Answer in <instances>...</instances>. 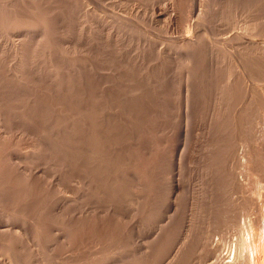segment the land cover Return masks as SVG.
<instances>
[{"label": "rangeland", "instance_id": "rangeland-1", "mask_svg": "<svg viewBox=\"0 0 264 264\" xmlns=\"http://www.w3.org/2000/svg\"><path fill=\"white\" fill-rule=\"evenodd\" d=\"M183 1L174 10L172 0H0V146L6 147L0 151V264H163L184 224H192L195 232L204 231L210 206H229L235 194L240 203L235 196L223 213V207L215 209L222 210L220 222H235L220 223L229 241L237 238L244 213L251 211L247 203L256 198L252 189L246 191L249 179L259 180L264 198V124L257 127V118L249 116L244 119L246 128L240 124V133L233 135L229 128L219 134L226 124L217 117L222 114L214 109V99L224 83L225 68L212 65L211 50L219 48L221 37L236 30L239 20L214 21L210 3L209 13L199 20L213 19L211 31L199 33L196 60L200 64L189 67L184 56L170 49L198 20L199 7ZM263 4L251 13L254 19L260 16L256 18L262 39ZM114 11L129 20L117 26ZM9 14L20 19L13 22ZM40 22L52 32L47 35L52 41H44L43 48L35 46L42 39ZM16 41L24 44L20 54L12 50ZM256 96L252 103H264ZM256 128L262 149L256 157V176H251L234 138L242 133L252 136ZM84 136L97 138L91 150L79 144ZM222 136L229 145L219 156L225 160L217 157L218 167L209 159ZM252 140L250 148L255 146ZM217 167L224 171L223 177ZM216 179H222L221 185L213 184L219 192L212 194L209 189ZM241 189L247 193L241 195ZM7 207L15 211L9 223L1 218ZM31 216H36L33 221L41 219L36 223H41L40 228H33L38 233L30 229ZM116 250L119 253L113 255ZM204 255L191 264H204Z\"/></svg>", "mask_w": 264, "mask_h": 264}, {"label": "bare ground", "instance_id": "bare-ground-1", "mask_svg": "<svg viewBox=\"0 0 264 264\" xmlns=\"http://www.w3.org/2000/svg\"><path fill=\"white\" fill-rule=\"evenodd\" d=\"M8 1V0H7ZM4 2V1H3ZM10 2V1H9ZM181 2H184L183 0H172V7L173 9L175 10V8L177 7L178 4H180ZM190 2V1H189ZM188 2V3H189ZM191 5H192V8L194 7L195 9V6H198L199 7V16H198V20L196 19L194 21V24H186L185 26L188 25V30H187V34H183L184 36H182V40L178 43H174L173 40V44L174 47L170 48L172 49L175 53H177V55H181V56H184L183 59H186V63H189V67H194L196 66L197 64L199 65L200 63H198L199 60H196L198 58H196V46L198 45L199 43V37H200V34L201 31H205L208 29V31L210 30V25L213 23L211 21H213V19L209 22L206 21L204 22L201 18V20H199V17H201L200 15L203 16L204 12L206 13L207 11V14L209 13V4L210 3H213V16L216 17L214 19V21H218V19L220 21H227V20H230L232 18L234 19H238L239 22L238 24H236L234 26V28L236 29L235 31L229 33L227 35L226 33V36L224 37H221L218 41V45H219V48L217 47L216 50L214 48V50H211L212 51V57L214 56L213 58V61H212V65L216 67H219V66H224L225 68V71H224V75L223 77L225 78L223 81H222V85H219L221 87L218 88V93H212L215 97V103L216 104L214 107V109L218 112H220L219 114H222V115H217V112H213V113H216L217 117L218 118H221L222 120H224L223 123H225L226 125L224 126V128H222L221 124H219V127L218 128H222L221 131L219 132V134H225V133H228L231 129H232V132H233V135L234 133H237L239 132V128H240V124L243 128H246L247 126V122L244 120L245 118L249 117V116H254L257 118V121H256V126L257 127H260L262 124H264V103L262 101L258 102V103H255V101H253V103L251 102L252 99L251 97L253 98V96H260V98L263 100L264 98V38L262 39L263 35L262 33L260 32V25H259V22H258V18H256V16L258 17L259 15H256L254 16L255 14L253 13L252 16L255 17L252 18L251 17V13L252 12H255V11H258V8L260 4L264 3V0H191ZM5 3V2H4ZM14 3V1H13ZM122 3V2H121ZM1 4V3H0ZM8 4V3H7ZM12 4V3H11ZM185 4V3H184ZM190 4V3H189ZM6 5V3L4 4ZM188 5V4H187ZM212 5V4H211ZM264 5V4H263ZM9 6V5H8ZM12 6H14L12 4ZM17 6V5H16ZM261 6V5H260ZM3 7V6H1ZM7 7V5H6ZM5 7V8H6ZM181 7V6H179ZM178 7V8H179ZM10 8V7H9ZM13 8V7H12ZM18 8V7H17ZM16 8V9H17ZM120 8V7H118ZM117 8V10H118ZM191 8V9H192ZM212 9V7H210ZM3 9V8H1ZM33 9V8H32ZM121 9V8H120ZM193 9V11H194ZM210 9V11H212ZM263 9H264V6H263ZM13 10V9H12ZM18 10V9H17ZM113 11V10H112ZM262 13H264V10H261ZM2 12V11H1ZM8 12H9V9H8ZM17 12V11H16ZM108 12V11H107ZM260 12V11H259ZM4 13V12H3ZM11 13V12H10ZM19 13V12H18ZM36 13V12H35ZM197 13V12H195ZM211 13V12H210ZM262 13L260 14L261 17H262ZM21 14V13H20ZM114 14V18H115V22L117 24V26H121L123 23H125L126 19L129 20V16L127 17V15L125 16V14L123 15L121 13V11H114L113 12ZM131 14V13H130ZM10 15V14H9ZM8 15V17H9ZM3 16V15H1ZM11 18L13 19V22L15 21V19H20L18 17L15 16V14H12L10 15ZM18 16V15H17ZM21 16V15H20ZM38 16V14H37ZM36 16V17H37ZM40 16V15H39ZM4 17V16H3ZM7 17V18H8ZM26 17V15H25ZM30 17V16H29ZM197 17V16H196ZM204 17V16H203ZM211 15H209V17L207 18H210ZM229 17H231L229 19ZM22 18V17H21ZM40 18H42L40 16ZM260 18V16H259ZM23 19H25L23 17ZM112 19V18H111ZM134 19V18H132ZM10 20V19H9ZM37 20V19H36ZM42 20H44V18H42ZM264 20V18H263ZM262 20V21H263ZM1 21V20H0ZM8 21V20H7ZM21 21V20H20ZM34 21V20H33ZM45 21V20H44ZM131 21V20H130ZM262 21H260V24L262 23ZM5 22L3 20V23H4V27H5ZM23 22V21H22ZM31 22V21H30ZM39 23V21H37ZM133 22V21H132ZM131 22V23H132ZM190 22V21H189ZM2 23V22H1ZM7 23V22H6ZM12 23V22H10ZM42 24V22H40ZM45 23V22H44ZM43 23V24H44ZM135 23V22H134ZM216 23V22H215ZM228 23V22H227ZM19 24V23H18ZM33 24V23H32ZM39 24V25H41ZM42 24V32H40V36L42 37V39H39L37 40L36 42V47H42L44 45V41L48 40V36L50 33V30L47 29V26L43 25ZM137 24V23H136ZM134 24V25H136ZM263 24H264V21H263ZM262 24V25H263ZM10 24H8L9 26ZM35 25H36V22H35ZM38 25V24H37ZM36 25V26H37ZM47 25V23H46ZM131 25V24H130ZM129 25V26H130ZM231 25V24H230ZM6 26V27H8ZM11 26V25H10ZM15 26V25H14ZM13 26V27H14ZM24 26V25H23ZM124 26H126L124 24ZM16 27V26H15ZM22 27V26H21ZM40 27V26H39ZM213 27V26H211ZM124 28V27H123ZM135 28V27H134ZM186 28V27H185ZM231 28V27H230ZM262 28V27H261ZM131 29V28H130ZM152 29V28H151ZM183 29V28H182ZM12 29H10V32H11ZM27 30V29H26ZM40 30V29H39ZM118 30V29H117ZM129 30V29H128ZM134 30V29H133ZM7 31V29L5 30ZM9 31V30H8ZM184 31V30H183ZM206 32L207 34H209V32ZM262 31V29H261ZM37 32V30H36ZM39 32V31H38ZM123 32V31H122ZM264 32V31H263ZM183 33V32H182ZM118 34V33H116ZM39 35V34H38ZM119 35H121V33H119ZM123 35V34H122ZM121 35V36H122ZM21 36V35H20ZM30 37H32L31 35H29ZM37 36V34H36ZM52 36V35H51ZM150 36V35H149ZM179 36V35H178ZM174 37V36H173ZM171 37L172 39H176V38H173ZM212 38H214V36H210ZM220 37V36H219ZM117 38V37H116ZM121 38V37H120ZM180 38V37H179ZM177 38V39H179ZM16 39V38H15ZM30 39V38H29ZM38 39V38H37ZM51 40V37L49 38ZM149 39V38H148ZM216 39V38H215ZM218 39V38H217ZM146 40V39H145ZM15 41V40H14ZM13 41V42H14ZM52 41V40H51ZM149 41V40H148ZM147 41V42H148ZM157 41V40H156ZM164 41V40H163ZM170 41V39L168 40ZM211 41H213V39H211ZM17 42V41H16ZM19 42V41H18ZM17 42V43H18ZM22 42V41H21ZM118 42V41H117ZM151 42V41H150ZM167 42V41H166ZM214 42V41H213ZM212 42V43H213ZM17 43H13L12 45V50L14 48L15 50V53H18L20 54L24 48V44H20V42L17 44ZM142 43V42H141ZM164 43V42H163ZM30 44V43H29ZM158 44V43H157ZM161 44V43H160ZM216 44V43H215ZM147 45V44H146ZM149 45V43H148ZM155 45V44H154ZM159 45V44H158ZM168 45V44H167ZM166 44L164 46H167ZM45 46V45H44ZM43 46V47H44ZM151 46V45H150ZM200 46V45H199ZM203 46V45H202ZM213 46V45H212ZM26 47V46H25ZM35 47V48H36ZM42 47V48H43ZM49 47V46H48ZM30 48V47H29ZM203 48V47H202ZM145 49V48H144ZM142 49V50H144ZM147 49V48H146ZM162 49V47H161ZM159 49V50H161ZM164 49V47H163ZM166 49V48H165ZM205 49V48H204ZM210 49V48H209ZM198 50V49H197ZM202 50V49H201ZM163 51V50H162ZM166 51V50H165ZM182 51V52H181ZM203 51V50H202ZM205 51V50H204ZM199 52V51H198ZM210 52V51H209ZM144 53V52H143ZM205 53V52H204ZM162 54V53H161ZM164 54V53H163ZM167 54V53H166ZM202 54V53H201ZM224 54V55H223ZM139 56V55H138ZM137 56V57H138ZM206 56V55H205ZM230 56V57H228ZM136 57V58H137ZM186 57V58H185ZM210 58V57H209ZM17 59V58H16ZM139 59V58H138ZM20 60V58H19ZM207 60V59H206ZM211 60V59H210ZM14 61V60H13ZM17 61V60H16ZM135 61V60H134ZM203 61V60H202ZM136 63V62H135ZM134 63V64H135ZM185 63V64H186ZM202 63V62H201ZM208 63V61H207ZM210 63V62H209ZM18 64V63H17ZM137 64H138V61H137ZM16 65V64H15ZM187 67H188V64H186ZM202 65V64H201ZM19 66V65H18ZM68 66V65H67ZM204 66V65H203ZM201 68V67H200ZM211 68H214V67H211ZM211 68H209L211 70ZM82 69V68H81ZM192 69V68H190ZM196 69V68H195ZM198 69V68H197ZM196 69V70H197ZM202 69V68H201ZM217 69V68H216ZM188 70V69H187ZM194 70V68H193ZM217 70H222L221 69H217ZM224 70V69H223ZM151 71V70H150ZM213 71V69H212ZM223 72V71H222ZM217 73V72H215ZM213 74V73H212ZM219 74V73H218ZM222 74V73H221ZM219 74V75H221ZM64 75V74H62ZM215 75V74H214ZM211 76V75H210ZM213 76V75H212ZM62 77V76H61ZM83 77V76H82ZM59 78V77H58ZM63 78V77H62ZM57 79V78H56ZM223 79V78H222ZM58 80V79H57ZM84 80V79H83ZM85 82V81H84ZM218 82H219V78H218ZM217 82V83H218ZM219 84V83H218ZM217 86V84H215ZM189 88V87H188ZM217 88V87H216ZM189 91V90H188ZM214 91H216V89H214ZM244 93V94H242ZM242 96L243 95V98L242 100L240 101L239 104L236 103V98H239L238 96ZM240 96V97H241ZM257 97V96H256ZM213 98V97H211ZM251 99V101H250ZM212 100V99H211ZM253 100H255L253 98ZM259 100V99H258ZM239 101V100H237ZM252 103V104H247V103ZM213 104V102H212ZM249 106H247V105ZM213 106V105H212ZM212 108V107H211ZM242 118L241 122L239 121L240 119ZM212 120H213V116L211 117ZM253 118V117H252ZM217 119V118H216ZM219 119V120H221ZM230 119V121H229ZM247 120V119H246ZM215 121V120H214ZM213 121V122H214ZM218 121V120H217ZM216 121V122H217ZM248 121V120H247ZM252 121V120H251ZM214 122V123H216ZM219 122V121H218ZM249 122V121H248ZM1 123V122H0ZM213 123V124H214ZM250 123V122H249ZM248 123V124H249ZM250 125V124H249ZM216 126H218L216 124ZM228 126V127H227ZM1 127V126H0ZM214 127V126H213ZM217 128V127H215ZM215 128H213V130H215ZM231 128V129H229ZM243 128H241V130H243ZM249 128V127H248ZM257 128L254 130V134L252 136L250 135H245V133H242V135L239 136L237 135L236 138H234L235 143L236 145H238L237 147L240 148V150H243L240 151L241 153H243V157L244 158H247V160L244 159V161H248L247 164L245 166L248 167L249 169V172L251 173V176H256V172L255 170H257V168L255 169L254 167H256V165H258V163L256 162L257 159L256 157L258 156L257 153L262 149L260 147V143L259 141V137H257ZM213 132V131H212ZM218 132V131H217ZM244 132V131H243ZM252 132V131H251ZM215 133V132H214ZM240 133V132H239ZM217 134V133H216ZM91 135V131H90V134ZM212 135V134H211ZM232 135V136H233ZM212 136H215L214 134ZM93 137V136H92ZM92 137H82V139H80V143L83 147H88L87 149L88 150H91L93 147V145L95 143H97V138L96 137H93V139H89V138H92ZM235 137V136H234ZM214 138H217V135L216 137ZM253 140H252V139ZM213 139V138H212ZM214 140V139H213ZM213 140H211V142H213ZM218 140V138L216 139V141ZM231 140V139H230ZM233 140V138H232ZM231 140V141H232ZM251 140L254 142V145L253 147L250 148V145L248 147V143L250 141L251 143ZM219 141H221V139H219ZM210 142V144H211ZM214 143V142H213ZM216 144L218 142H215ZM214 143V144H215ZM249 143V144H250ZM229 145V142H228V138H224L222 136V142H219L218 143V147H215L216 145H213L212 147L213 148V154H211V159H209V161H212L214 160L215 164L217 165L216 163V159L217 157L218 158H221L219 157L220 155H223V152H227L225 150V148H228ZM233 145V144H232ZM81 146V147H82ZM252 146V145H251ZM89 147L91 149H89ZM223 147H225L223 149ZM8 148V146H7ZM250 148V149H249ZM81 149V148H80ZM84 149V148H83ZM4 150H6V147L4 146H0V151L1 153L4 152ZM86 150V149H85ZM239 150V149H238ZM95 151V150H94ZM201 151V150H200ZM223 151V152H222ZM96 152V151H95ZM224 152V153H225ZM262 152V151H261ZM0 153V154H1ZM263 153V152H262ZM85 154V153H84ZM260 154V153H259ZM226 155V154H225ZM241 155V154H240ZM1 156V155H0ZM264 156V155H263ZM225 157V156H224ZM239 157V156H238ZM97 158V157H95ZM95 161H97V159H95ZM210 158V157H209ZM226 158V157H225ZM242 158V157H241ZM223 159V157H222ZM221 159V160H222ZM243 159V158H242ZM242 159H240V161H242ZM225 160V159H223ZM11 161V160H10ZM219 161V159L217 160ZM261 161V160H260ZM2 162V161H1ZM225 162V161H223ZM243 163V162H242ZM257 163V164H256ZM261 163V162H260ZM212 164V167L214 168V166H216L214 163H211ZM211 164H210V167H211ZM214 165V166H213ZM223 165V164H221ZM243 165V168H245L244 164ZM261 165V164H259ZM2 166V165H1ZM219 167V163L217 165ZM3 167V166H2ZM217 167V168H218ZM224 167V165H223ZM242 167V166H241ZM246 167V168H247ZM258 167V171L259 170V166ZM226 168V167H224ZM224 168L222 170H224ZM240 168V167H239ZM242 168V169H243ZM262 168V167H261ZM260 168V169H261ZM210 171H211V168H209ZM216 170V168H214ZM221 169V168H218V170ZM255 169V170H254ZM226 170V169H225ZM244 170H247V169H244ZM243 170V171H244ZM214 171V170H213ZM221 171V170H219ZM240 173H241V170L239 169ZM212 172V171H211ZM210 172V173H211ZM217 172V170H216ZM214 171V173H216ZM237 172V171H236ZM235 172V173H236ZM247 172V171H246ZM248 172V175H250V173ZM142 173V172H141ZM219 173H222L219 172ZM224 173V171H223ZM223 173L222 175L221 174H218V175H221L223 177ZM243 173V172H242ZM241 173V174H242ZM245 173V172H244ZM255 173V174H253ZM258 173V172H257ZM261 173V172H260ZM212 174V173H211ZM239 173H237L236 175H238ZM240 174V176H241ZM247 173L243 174V175H246ZM215 174H213L214 176ZM217 175V176H218ZM262 175V174H261ZM227 176V175H226ZM250 176V178H251ZM209 177V175L207 176V178ZM212 177V176H211ZM216 177V176H215ZM245 178L247 176H244ZM210 178V177H209ZM208 178V179H209ZM213 178V177H212ZM226 178V177H224ZM237 178H239V176H237ZM255 178V177H254ZM254 178L252 177L253 180H248V185H249V181H251V183L253 184L255 181H254ZM257 178V177H256ZM207 179V180H208ZM218 179H219V176H218ZM223 179V178H222ZM221 180H215L213 183L212 182V185L213 184H217L219 182L222 181ZM229 179V178H228ZM248 179V178H247ZM246 179V181H247ZM243 178L241 179L240 178V181H242ZM210 181H211V178H210ZM210 181L208 180V182L210 183ZM225 181V179H224ZM239 181V182H240ZM245 181V180H244ZM254 181V182H252ZM227 183V179L225 181ZM223 182V184L225 183ZM145 183V182H144ZM208 183V184H209ZM225 183V184H226ZM228 183H229V180H228ZM246 183V184H247ZM251 183L248 187V190L246 189V191H249L251 192V189L253 190L254 194L256 195L252 198H254L251 202H249V204L247 203V206L251 207V211H249L248 209H250V207H246L245 205H243V207L245 206V208H243L244 210H246L247 212L244 213L245 214V217L243 219V224H238V225H241L238 230V236L237 238H235L234 240L232 241H229V238L226 234V229H223L224 227H222V225L220 224L221 222L225 223V219H223V221L220 222V216H221V208L223 207V211L222 213L224 212V207L225 206H221V205H218V206H221V208H219V211L215 208L217 207H214V205H212L213 203V196L215 197V194L212 195V208L210 206L209 209H211L210 212V217H208L207 215H205L206 217L205 218H210L206 223L205 221L207 219L204 218V224L206 225V227L204 226V231H200V232H195L193 230V227H192V224L191 225H188V223L184 224L179 230H178V233L176 235V240H175V245L174 247L172 248V251L170 252V256H169V259L163 264H171L172 261L174 260L176 262V264H191V262H194L196 261V259L199 257V259H201L200 257V254L205 252V258H204V264H264V198L263 200L261 199V196L263 197V194L261 193V189H262V185L260 184L259 180L257 182V179H256V185L255 187L251 186ZM211 184V183H210ZM209 184V185H210ZM224 184V185H225ZM240 184H243L241 186H244L245 183H240ZM218 185V184H217ZM219 185H221V183H219ZM218 185V186H219ZM223 185V186H224ZM227 185H230V184H227ZM172 186V185H171ZM170 186V188H171ZM210 187V186H208ZM208 187H207V190H208ZM227 187V186H226ZM230 187V186H229ZM232 187V185H231ZM235 187V186H234ZM245 187V186H244ZM218 188V187H217ZM223 188V187H222ZM242 188V187H241ZM254 188V189H253ZM4 189V188H3ZM160 189V188H159ZM229 189V188H227ZM226 188L224 189L225 191H228ZM211 191V193L213 194L214 192L212 191H217L216 189H214V185L212 187V190L211 188L209 189ZM223 190V192H224ZM231 190V189H230ZM229 190V191H230ZM234 190V188H233ZM207 192L208 193H210ZM228 191V192H229ZM235 191V190H234ZM241 195L244 194V192H246L244 190L243 192V189H241ZM219 192V190H218ZM222 192V191H221ZM222 192V193H223ZM227 192V194H228ZM232 192V191H230ZM253 192H252V195H253ZM216 193V192H215ZM226 193V192H225ZM233 194H235L234 192H232ZM247 193V192H246ZM238 194V193H237ZM249 194V193H248ZM1 195V194H0ZM217 195V194H216ZM224 195V194H223ZM251 195V193H250ZM251 195V196H252ZM17 196V195H16ZM218 196V195H217ZM222 196V195H221ZM232 196V195H231ZM236 196V194L234 196H232V199ZM239 196V194H238ZM238 196L237 197V201L236 203L239 201L238 200ZM245 196V195H244ZM244 196H242L244 198ZM247 196V195H246ZM249 196V197H251ZM254 196V195H253ZM8 197V196H6ZM208 197H210L208 195ZM229 197V196H227ZM241 197V196H240ZM241 197V198H242ZM4 198V197H3ZM9 198V197H8ZM12 198V197H11ZM10 198V199H11ZM42 198V197H41ZM219 199H222L221 197H218ZM224 198V197H223ZM225 198H226V194H225ZM224 198V199H225ZM240 198V200H242ZM252 198H247L249 200H251ZM7 199V198H6ZM36 199V198H35ZM209 199V198H208ZM216 199V197H215ZM231 199V200H232ZM245 199V198H244ZM8 200V199H7ZM17 200V199H16ZM210 200V201H211ZM223 200V199H222ZM221 200V201H222ZM229 200V206H226L225 208L227 207H230V201ZM5 201V200H3ZM10 201V200H9ZM8 201V203H9ZM40 201V200H39ZM46 201V200H45ZM209 201V200H208ZM210 201L208 203H210ZM216 201V200H214ZM225 201V200H223ZM228 199L226 200V203ZM243 201V200H242ZM247 201V200H245ZM7 202V201H6ZM12 202V201H11ZM43 202V201H42ZM217 202V201H216ZM233 202V201H232ZM41 203V202H40ZM45 203V202H44ZM208 203H206V206L208 205ZM219 203V201L217 202ZM225 203V204H226ZM240 203V201L238 202ZM42 204V203H41ZM9 205V204H7ZM7 205H2V207H6ZM44 205H47L46 203ZM227 205V204H226ZM216 206V205H215ZM239 206V204H238ZM241 206V204H240ZM18 207V206H17ZM20 207V206H19ZM39 207V206H38ZM45 207V206H44ZM8 210H4L3 208V211L1 209V215L3 217L1 218H5V220L9 223V221L7 219H11L14 214L13 212L15 211H11L9 207H7ZM40 208V207H39ZM42 208V206H41ZM46 208V207H45ZM241 208V207H240ZM239 208V209H240ZM44 209V208H43ZM10 210V211H9ZM17 210V209H16ZM40 210V209H39ZM207 210V209H206ZM238 210V208H237ZM240 213H242V208L240 209ZM226 211H228V209H226ZM225 211V216L227 217V212ZM17 212V211H16ZM229 214L231 213L230 211H228ZM239 213V211H237ZM18 214V213H17ZM37 214V213H36ZM35 214V215H36ZM209 214V213H208ZM243 214V215H244ZM24 215V214H22ZM32 215V214H31ZM240 215V214H239ZM238 215V216H239ZM242 215V216H243ZM39 216V215H38ZM229 216L231 217V215H228L227 218H229ZM241 216V217H242ZM34 219L36 216H33ZM33 217H29L28 218V221L29 223L32 224V226H30L31 230H36L37 229H33L34 227H39L41 226L39 223V225H37L36 223L40 222V221H36L34 220L33 221ZM177 217V216H176ZM223 217V216H221ZM234 217V216H232ZM236 217V216H235ZM240 217V218H241ZM14 218V217H13ZM21 219V218H20ZM37 219V218H36ZM235 219V218H234ZM232 219V220H234ZM242 219V218H241ZM3 220V219H2ZM12 220V219H11ZM230 220V218L228 219ZM231 220V221H232ZM5 222V221H4ZM202 222V223H203ZM228 222V221H227ZM226 222V223H227ZM234 224L235 222L232 221ZM230 222V223H232ZM240 222V221H239ZM225 223V224H226ZM230 223H227V224H230ZM241 223H242V220H241ZM37 226H36V225ZM13 226V225H12ZM224 226V225H223ZM227 226V225H226ZM229 226V225H228ZM8 227V226H7ZM27 227V226H26ZM40 228V227H39ZM228 228V227H227ZM3 229V228H2ZM29 230V229H28ZM4 231V230H3ZM19 231V230H18ZM38 231H40L38 229ZM37 231V233H38ZM7 232V231H6ZM9 232V231H8ZM12 233V232H11ZM26 233V232H25ZM20 234V233H19ZM24 235H27V234H24ZM37 235V234H36ZM236 235V234H235ZM21 236V239H24L22 236L23 234L20 235ZM33 236V235H31ZM59 236V235H58ZM26 237V236H25ZM35 237V236H34ZM36 238V237H35ZM38 238V237H37ZM166 238H169L168 235ZM26 239V238H25ZM32 239V238H31ZM34 239V238H33ZM43 239V238H42ZM166 240V239H165ZM29 241V240H28ZM40 241V240H39ZM30 245V244H29ZM163 245V244H162ZM164 246V245H163ZM162 246V247H163ZM117 253H119L118 250L114 251L113 255H116ZM145 253V252H144ZM168 255V254H167ZM45 257V256H44ZM168 257V256H167ZM140 259V258H139ZM167 259V258H166ZM173 259V260H172ZM202 260V259H201ZM201 260H199L200 262H202ZM141 264V263H140Z\"/></svg>", "mask_w": 264, "mask_h": 264}]
</instances>
